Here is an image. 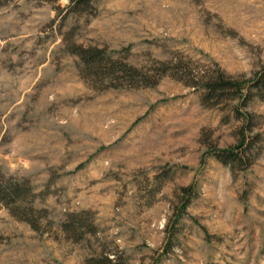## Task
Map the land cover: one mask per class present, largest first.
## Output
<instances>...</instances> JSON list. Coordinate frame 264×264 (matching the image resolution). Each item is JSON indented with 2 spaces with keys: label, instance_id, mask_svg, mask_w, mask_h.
Returning <instances> with one entry per match:
<instances>
[{
  "label": "rangeland",
  "instance_id": "1",
  "mask_svg": "<svg viewBox=\"0 0 264 264\" xmlns=\"http://www.w3.org/2000/svg\"><path fill=\"white\" fill-rule=\"evenodd\" d=\"M75 45L161 77L106 88ZM263 72L264 0H0V176L43 211L0 202V264H264Z\"/></svg>",
  "mask_w": 264,
  "mask_h": 264
},
{
  "label": "trees",
  "instance_id": "2",
  "mask_svg": "<svg viewBox=\"0 0 264 264\" xmlns=\"http://www.w3.org/2000/svg\"><path fill=\"white\" fill-rule=\"evenodd\" d=\"M72 51L80 59V67L85 72L100 80L106 88H119L129 86L131 88L151 87L158 83L159 76L154 73L144 72L142 69L131 65L126 60L117 58L108 49L93 46L75 45ZM206 84L207 96L210 99L219 98L228 90H236L243 94L245 90L244 82L231 80L224 72L211 77ZM253 86L264 94V72L259 74L253 81ZM246 139L243 141V145ZM227 159L225 164H230V159H234L233 150L225 151ZM35 191L32 185L19 180H9L4 175L0 176V202L11 212L12 215L26 221L35 230L39 228L38 213L43 212L34 206ZM93 264H116L114 259L109 256H103L93 260Z\"/></svg>",
  "mask_w": 264,
  "mask_h": 264
}]
</instances>
